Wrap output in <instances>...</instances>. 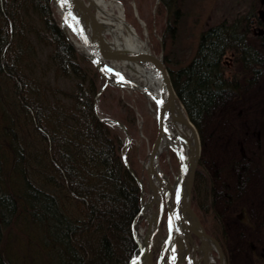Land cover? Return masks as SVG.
I'll return each mask as SVG.
<instances>
[{
  "label": "trees",
  "instance_id": "16d2710c",
  "mask_svg": "<svg viewBox=\"0 0 264 264\" xmlns=\"http://www.w3.org/2000/svg\"><path fill=\"white\" fill-rule=\"evenodd\" d=\"M159 3L169 8L164 32L174 35L180 1ZM254 12L200 31L186 63L173 67L163 56L200 134L211 119H226L264 73V20ZM33 13L37 24L29 19ZM51 13V0H0V127L6 132L0 137V264H13L2 241L20 214L32 230L37 264H128L138 252L132 221L140 186L122 159L125 136L97 116L93 99L102 77ZM32 35L50 47L54 75L72 81L70 87L34 75ZM228 51L231 73L223 63ZM116 117L128 129L134 122L132 110ZM233 153L229 179L241 188L256 168Z\"/></svg>",
  "mask_w": 264,
  "mask_h": 264
},
{
  "label": "rangeland",
  "instance_id": "374dc122",
  "mask_svg": "<svg viewBox=\"0 0 264 264\" xmlns=\"http://www.w3.org/2000/svg\"><path fill=\"white\" fill-rule=\"evenodd\" d=\"M178 1L181 16L175 34L171 35L164 32L169 8L165 9L158 0H117L124 17L148 41L149 48L163 56L168 54L173 67L189 60L199 32L209 25L222 19L231 22L248 12L255 14L254 11L264 20V0ZM51 8V15L61 23L60 12L53 4ZM29 19L37 24L38 16L33 13ZM71 37L77 40L74 35L68 39ZM32 41L35 48L30 66L37 79L46 84L59 83L70 87L72 81L56 79L54 65L48 58L50 47L37 41L33 35ZM232 57L233 52L228 51L223 59L227 73L235 69ZM103 92V97L97 100L100 114L125 118L133 111L128 155L136 174L143 177L146 198L149 190L143 161L156 134L155 106L151 102L150 108L148 99L138 91L107 86ZM234 107L226 119L206 121L202 134L198 132L200 151L190 205L204 229L217 237L223 247L224 264H264V73ZM230 152L245 156L256 168L248 184L241 188H235V179H229L234 172ZM159 161L162 170L173 180L178 170L173 152L163 150ZM19 217L9 228L3 252L13 264H37L39 256L35 252L32 230L24 226L21 214ZM145 225V221L137 222L140 228ZM192 236L200 246V240ZM212 253L217 255L214 248ZM196 263L203 264L198 248Z\"/></svg>",
  "mask_w": 264,
  "mask_h": 264
},
{
  "label": "water",
  "instance_id": "95a60500",
  "mask_svg": "<svg viewBox=\"0 0 264 264\" xmlns=\"http://www.w3.org/2000/svg\"><path fill=\"white\" fill-rule=\"evenodd\" d=\"M52 1L60 9L63 26H66L79 41L83 49L81 53L89 57L105 79L104 84L94 97V102L97 100L101 90L107 84H111L121 88L138 90L153 100L156 105L157 133L147 153V160L143 165L146 169L148 187L152 195L150 197L153 198L156 204L155 223L153 222L154 226L150 227L152 222L145 216L148 221V227L142 241L139 242L140 250L136 256V258L138 257L136 264H153V248L157 243L160 250L156 264H160V261L163 262L162 256L166 251L168 252L166 262L162 264H183L189 260L192 264H195L194 253L197 250V245L192 241L190 233L198 236L201 242L203 239L211 241L216 248L219 264H224V254L218 241L202 228L198 220L199 230L194 229L186 217V212L188 213V211L195 216L190 206V191L200 151L199 136L188 115H182V113L177 112V107L179 105L183 107V104L176 95L171 77L163 62L162 53L156 54L148 48L141 47H132L130 49L106 47L102 37L97 38L98 41L94 42L88 36L82 23L81 16L83 13H87L94 18V13L87 4L77 0H64L63 4L61 0ZM139 67H152L156 70L160 82L158 88L151 87L147 81L141 82L132 75L137 73ZM101 119L117 125L126 135L127 141L123 152V161L136 177L142 191V178L134 173L127 158V150L131 139L128 128L117 118L102 117ZM178 122L185 123L192 129L194 149L191 148L188 137L178 128ZM181 141L185 143L189 151L188 155L181 153ZM161 145L165 146L167 150L171 148L175 152L178 161V176L177 178L175 177L173 185L159 164ZM181 156H183V159H181ZM171 186L175 188L174 196H171ZM142 208L143 197L141 196V207L137 217L144 214ZM164 211H166L165 222L167 231L166 236L162 240L160 238L161 221ZM135 222L136 219L133 221V228ZM135 237L138 239L136 235ZM210 256L212 264H216L211 252Z\"/></svg>",
  "mask_w": 264,
  "mask_h": 264
},
{
  "label": "bare ground",
  "instance_id": "6f19581e",
  "mask_svg": "<svg viewBox=\"0 0 264 264\" xmlns=\"http://www.w3.org/2000/svg\"><path fill=\"white\" fill-rule=\"evenodd\" d=\"M77 1H83L85 4L89 6L90 10L94 13V18L89 16L87 13H83L81 16L83 26L85 27L88 33V36L90 37V39H92V41L96 42L98 41L97 38L102 37L103 43L106 47H114V48H122V49H130L132 47H141V48L150 49L148 45V41L144 37H142L137 32L135 27L131 23H129L126 20V18L123 16L121 12V7L119 6L117 0H77ZM51 4L56 6L52 0H51ZM57 9L60 12V9L59 8ZM60 15H61V21H62L61 12H60ZM57 23L59 26L60 24H62V22L60 23L58 20H57ZM67 33L69 37L71 35H74L73 33L71 34V32L68 30H67ZM70 41L72 42L73 46L78 51L82 49L77 40L71 37ZM132 75L135 76L136 79H138L141 82L147 81L151 87H156V88L159 87L160 82H159L158 74L156 70L152 67H139V69L137 70V73L135 75L134 74ZM100 93L97 99L99 98ZM148 104L150 107L151 100L149 98H148ZM183 107L179 105L177 107V112L180 114L182 113V115L183 114L185 115L187 113L185 112ZM153 113L155 115V111H153ZM178 128H180L181 132L188 137V139L190 140L189 144L191 148L194 149V139H193L194 137H193L192 129L187 124L185 123L182 124L181 122H178ZM4 132H3V128L0 127V137L4 134ZM161 146L163 147V145ZM180 146L182 149L181 153L188 155L189 151L186 148L185 143L181 141ZM175 176L177 178L178 175L175 174ZM171 187H172L171 196H174L175 188L174 186H171ZM150 196H152L151 193H150ZM155 207H156V204L152 197L147 196L146 198L143 199L142 212L144 213L143 214L144 216L148 217L151 220L152 223L150 227L154 226L153 222L155 223L154 221L155 220V217H154L155 209H156ZM186 217L194 229H198V230L200 229L196 217L191 212L189 211L188 213L186 212ZM135 233L138 236V239L142 241L144 232L142 230L137 231V229H135ZM160 238L162 239L163 236H160ZM6 241H7L6 235H4V239L2 241V248H5ZM213 245L214 244L211 241H206L205 239L202 240L201 246L199 247L200 248L199 251H200L201 258L203 259V264H212V258L210 256V252L213 248Z\"/></svg>",
  "mask_w": 264,
  "mask_h": 264
},
{
  "label": "snow or ice",
  "instance_id": "6c2138e0",
  "mask_svg": "<svg viewBox=\"0 0 264 264\" xmlns=\"http://www.w3.org/2000/svg\"><path fill=\"white\" fill-rule=\"evenodd\" d=\"M61 3L63 4L64 3V0H61ZM181 159H183V156H181ZM170 224H171V218H170ZM137 260H138V257L137 258H134L132 264H136V261Z\"/></svg>",
  "mask_w": 264,
  "mask_h": 264
}]
</instances>
